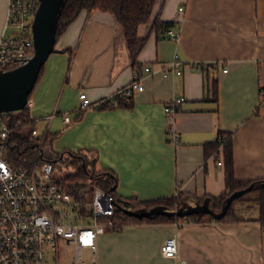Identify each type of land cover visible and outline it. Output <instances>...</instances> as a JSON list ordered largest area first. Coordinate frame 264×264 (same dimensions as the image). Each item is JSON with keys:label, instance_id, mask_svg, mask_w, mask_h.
I'll use <instances>...</instances> for the list:
<instances>
[{"label": "crops", "instance_id": "0c3cea01", "mask_svg": "<svg viewBox=\"0 0 264 264\" xmlns=\"http://www.w3.org/2000/svg\"><path fill=\"white\" fill-rule=\"evenodd\" d=\"M7 3L0 0V37ZM158 15L160 22L174 24L176 40L152 28ZM138 36L146 44L137 69L111 13L83 10L58 38L28 108L37 128L55 136L52 151L92 153L97 171L117 177L116 200L125 203L177 193L199 199L224 194V149L222 166L215 152L206 151L222 134L232 135L236 179H264V0H157ZM175 56L182 73L163 76ZM135 71L144 90L132 96L133 108L118 107ZM81 93L108 107L88 109L77 119ZM176 97L185 101L171 118L164 108ZM257 216L258 211L238 223H145L106 232L96 253H85V264H264V230L250 221ZM170 237L178 241L176 259L162 254Z\"/></svg>", "mask_w": 264, "mask_h": 264}, {"label": "built area", "instance_id": "2783aa9c", "mask_svg": "<svg viewBox=\"0 0 264 264\" xmlns=\"http://www.w3.org/2000/svg\"><path fill=\"white\" fill-rule=\"evenodd\" d=\"M7 17L0 37V72L20 67L30 61L35 53L33 23L41 0H7ZM180 11H184L181 7ZM178 33L168 31V38L176 40ZM216 67V65H215ZM181 61L175 56L162 70L165 77L180 75ZM152 73L151 67H146ZM228 69H224L227 73ZM141 74L134 72L133 81L120 96L128 98L142 92ZM79 112L102 108L101 102H93L87 94H80ZM184 97H176L164 110L171 118L180 111ZM30 101L26 108H30ZM11 112L0 114V264H85L84 254H95L98 239L106 232H117L114 217L118 202L109 192L91 183H67L50 160L36 162L29 168H15L5 157V148L13 129L21 124H12ZM34 120V119H33ZM64 122L70 123L68 115ZM172 144L179 143L177 131L172 132ZM49 129L32 131L31 140L45 143ZM224 136H219V149L214 154L218 165L223 162ZM51 149L39 154L48 158ZM64 180L65 182H61ZM178 194V193H177ZM176 194V195H177ZM73 245L72 261L62 263L66 246ZM166 258L176 259L178 241L168 238L162 246ZM179 264H186L180 261Z\"/></svg>", "mask_w": 264, "mask_h": 264}, {"label": "trees", "instance_id": "16d2710c", "mask_svg": "<svg viewBox=\"0 0 264 264\" xmlns=\"http://www.w3.org/2000/svg\"><path fill=\"white\" fill-rule=\"evenodd\" d=\"M156 3L157 0H65L58 13L56 41L83 10H100L111 13L124 29L131 64L137 69L139 66L138 58L146 44V39L140 38L138 36V31L142 25L148 24L152 19ZM173 27V23L160 22L158 15L153 22L152 28L155 29L158 36L161 37L163 33L168 32ZM44 68L45 66L41 70L36 86L42 78ZM32 94L30 95L29 100L31 99ZM132 100V96L126 99L119 97L116 105L118 107L133 108ZM107 107L108 104L102 106V108ZM83 113L84 112H81L77 119H80L83 116ZM10 117V122H12L13 125L15 120H19L21 124L19 127L13 129L12 135L5 148V157L13 167L18 169L29 168L38 161L44 162V160H50L54 163L56 170L59 171L60 165L65 164L75 169L74 173L65 176V180L70 184L83 182L99 185L114 196L115 199L117 198L115 193L117 177L109 171H97L96 157H93L92 153H87L85 151H65L55 153L52 151V144L55 136L51 135L48 136L45 143H41L39 140H31L30 137L32 131L37 128V123L30 117L28 108L18 112H11ZM222 136L226 138L223 147L225 152L227 191L224 194L219 196H207L204 199H199L178 193L176 196L162 198L149 203H139L133 200L128 203L117 201L118 209L116 216L114 217L115 226L122 230L126 227L145 223L211 224L217 222L224 224L249 221L250 218L243 215L242 210L237 207V205H240L239 203H242L241 205L245 206H257L258 216L250 221L259 222L264 230V179L259 178L253 181H238L236 179L232 135L222 134ZM47 147L51 149L52 153L50 156L48 158L41 157V159H38L40 152ZM219 147L220 144L217 141L214 142L211 147L206 148L207 155L210 154V151L216 153ZM251 185H253V189L241 198L233 201L226 215L220 220L215 219L210 214H194L187 217L161 214L139 218L130 216L125 212V210L132 212H146L155 207L161 208L165 211H177L195 205H204L206 202H209L211 208L219 213L225 206L226 200L233 193L247 189Z\"/></svg>", "mask_w": 264, "mask_h": 264}, {"label": "water", "instance_id": "95a60500", "mask_svg": "<svg viewBox=\"0 0 264 264\" xmlns=\"http://www.w3.org/2000/svg\"><path fill=\"white\" fill-rule=\"evenodd\" d=\"M65 0H41L33 23V38L35 53L30 61L20 67L0 72V114L4 112H18L27 107L29 97L33 93L42 68L45 66L51 54L55 52L58 13ZM253 189V185L247 189L233 193L225 203L222 211L215 212L209 202L204 205H195L187 209L177 211H165L155 207L146 212H132L125 210L128 215L134 217H150L154 215H168L187 217L191 215L210 214L215 219H222L231 203L241 198Z\"/></svg>", "mask_w": 264, "mask_h": 264}, {"label": "rangeland", "instance_id": "374dc122", "mask_svg": "<svg viewBox=\"0 0 264 264\" xmlns=\"http://www.w3.org/2000/svg\"><path fill=\"white\" fill-rule=\"evenodd\" d=\"M46 150H47V152H49V147H47ZM59 169H60L59 170L60 176H63V177L75 172L74 168L67 166L65 164H61ZM65 181L61 180V182H65ZM66 182L69 183L68 181H66ZM239 204L240 205H237V207L242 210L243 215L250 216V215H252L258 211L257 206H255V205L245 206V205H241L242 203H239ZM72 253H73V245L66 246L64 248V251H63L62 257H61L62 263L71 262L72 261ZM84 257H85V260H88V258H89V256L86 254H84Z\"/></svg>", "mask_w": 264, "mask_h": 264}]
</instances>
